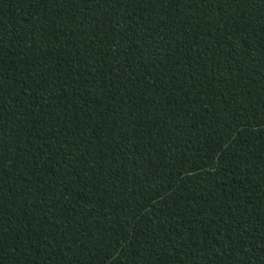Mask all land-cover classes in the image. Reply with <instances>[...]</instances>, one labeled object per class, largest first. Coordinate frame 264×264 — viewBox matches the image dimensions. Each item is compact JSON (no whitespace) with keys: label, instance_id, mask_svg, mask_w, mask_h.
Instances as JSON below:
<instances>
[{"label":"trees","instance_id":"1","mask_svg":"<svg viewBox=\"0 0 264 264\" xmlns=\"http://www.w3.org/2000/svg\"><path fill=\"white\" fill-rule=\"evenodd\" d=\"M0 264H264V0H0Z\"/></svg>","mask_w":264,"mask_h":264}]
</instances>
